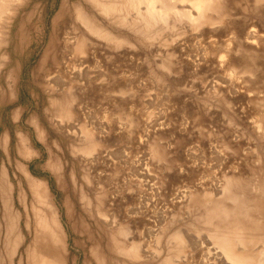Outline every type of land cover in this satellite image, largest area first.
Wrapping results in <instances>:
<instances>
[{"label":"rangeland","instance_id":"rangeland-1","mask_svg":"<svg viewBox=\"0 0 264 264\" xmlns=\"http://www.w3.org/2000/svg\"><path fill=\"white\" fill-rule=\"evenodd\" d=\"M126 1L0 0V264H264V0Z\"/></svg>","mask_w":264,"mask_h":264},{"label":"bare ground","instance_id":"bare-ground-1","mask_svg":"<svg viewBox=\"0 0 264 264\" xmlns=\"http://www.w3.org/2000/svg\"><path fill=\"white\" fill-rule=\"evenodd\" d=\"M5 1V0H4ZM7 1H9V0H7ZM15 1V0H14ZM133 0H127L126 2V4H127V6H129V5H134V2H136V4L138 3V5L140 6V7H138V8H143V11H144V9H145V12H147V13H149V11H152V10H157V8H159V9H161V10H168V9H172L173 8V10H175V11H177L178 13L180 12L177 8V5L178 4H180V3H182V2H185V1H187V0H178V1H175L174 0V3H172L171 2V0H134L133 2H132ZM170 1V2H169ZM190 2H191V4H193L194 5V8H195V13L197 14V15H199V13H201V10H202V8L206 5V2H208V1H204V0H189ZM13 2V1H12ZM210 2V1H209ZM169 3L171 4L172 3V5H169ZM184 4V3H183ZM101 6V5H100ZM143 6V7H142ZM185 6V5H184ZM188 5H186V7H187ZM5 7V6H4ZM135 7V6H134ZM103 8H105L106 10L108 9H112V6H111V4H108L107 3V5H104L103 6ZM132 8V7H131ZM189 9V8H188ZM2 10H4V9H2ZM132 10H133V8H132ZM138 10V9H137ZM172 10V11H173ZM187 10V9H186ZM190 10V9H189ZM192 10H193V8H192ZM191 10V11H192ZM105 11V10H104ZM135 11H136V8H135ZM188 12V11H187ZM138 13H139V11H138ZM137 13V14H138ZM140 13H142V12H140ZM165 13V12H164ZM194 13V12H193ZM146 14V13H145ZM144 14V15H145ZM161 14H163V13H160L159 14V17H160V15ZM188 14V13H187ZM191 14H192V12H191ZM195 14V15H196ZM1 15V14H0ZM155 15H157V14H155ZM196 15V16H197ZM147 16V15H146ZM145 16V17H146ZM188 16H190V15H188ZM187 16V17H188ZM1 17V16H0ZM148 17V16H147ZM149 17H151V16H149ZM164 16H162V18H163ZM194 17V16H193ZM198 17V16H197ZM203 17V16H202ZM147 19H149V18H147ZM192 20H193V18H191ZM196 19V18H195ZM151 20V19H150ZM149 20V21H150ZM156 20V19H155ZM161 20V19H160ZM196 20H198V19H196ZM195 20V21H196ZM148 21V20H147ZM146 21V22H147ZM152 21V20H151ZM162 21V20H161ZM88 25H90V24H88ZM87 25V26H88ZM92 26V25H91ZM92 28V27H91ZM96 30H98L97 28H96ZM98 33H99V31H98ZM36 194L38 195V197L40 196L41 197V201L43 202V206H45L46 208H45V219H44V221H43V229L45 230V232L48 234V237L50 238V241H51V247H55V246H57V244H55L54 243V240H56V239H58V238H60V235H59V233H58V230H57V228L55 227V223L53 222V224H50L49 222V220H52L53 219V210H52V208L51 207H48V205H47V203H46V193L44 192V190L40 187H38V188H36ZM217 255V254H216ZM213 256V255H212ZM215 257V256H214ZM217 257V256H216ZM219 260V259H218ZM232 261H233V259H231ZM225 262V261H224ZM42 264V263H41ZM47 264H61V261H58V260H56L54 257H53V259H51V260H49V262L47 263ZM226 264V263H225Z\"/></svg>","mask_w":264,"mask_h":264}]
</instances>
